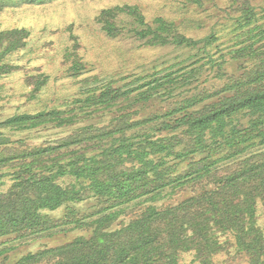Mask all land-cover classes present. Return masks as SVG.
<instances>
[{
    "label": "trees",
    "instance_id": "1",
    "mask_svg": "<svg viewBox=\"0 0 264 264\" xmlns=\"http://www.w3.org/2000/svg\"><path fill=\"white\" fill-rule=\"evenodd\" d=\"M126 10L118 7L103 12V29L109 35H117L115 20ZM127 13L139 18L144 28H136L137 35L148 38L150 45L193 47L200 43L181 34L175 22L158 18L154 24H146L138 10L129 8ZM242 18L246 22L240 20L241 27L257 19L251 7ZM28 34L18 29L0 32V63L7 53L25 46ZM258 36L264 38V28L253 37ZM210 39L213 37L207 38V45L213 43ZM235 51L238 60L256 62L245 79L227 87L237 90L234 95L223 96L214 107L196 113H190L189 108L196 106L197 99L190 100L167 120H158L159 115L135 122L122 119L119 127L93 138L99 143L111 142L97 146L98 154L89 156L81 149L70 155L60 153L63 147L81 145L80 139L73 137L60 148L21 150L3 131L34 129L49 121L60 127L71 123L73 119L61 118L60 112L21 114L1 123L0 185L8 176L6 167L19 166L20 171L15 172L12 188L0 191V257L16 246L3 247L6 243L40 233L53 236L58 224L44 211L80 202L93 192L111 211L91 222H77L78 227L93 231L89 238L82 236L30 254L19 264H180L182 253H193L201 264H215L217 255L232 250L235 257L245 256L249 264H264V232L258 225V206L264 207V158L245 156L264 146V45L250 42ZM194 73L196 70L184 80L190 81ZM166 78V83L177 80L172 75ZM157 88L150 86L148 92ZM128 94L109 83L100 97L90 96L87 102L108 108L119 105L120 97L131 100ZM134 101L136 105L140 100ZM82 130L86 139L88 134ZM130 130L135 132L129 134ZM222 151L225 154L218 157ZM226 160L231 162L219 168ZM185 163L188 169L177 174ZM68 176L76 183L62 185L59 180ZM192 186L198 188L179 204L146 206L129 223L111 230L117 208L136 199H140L138 206L155 203L169 189L175 192Z\"/></svg>",
    "mask_w": 264,
    "mask_h": 264
},
{
    "label": "rangeland",
    "instance_id": "2",
    "mask_svg": "<svg viewBox=\"0 0 264 264\" xmlns=\"http://www.w3.org/2000/svg\"><path fill=\"white\" fill-rule=\"evenodd\" d=\"M118 7L127 10L115 20L117 35H109L103 29L102 14ZM249 7L254 9L257 19L241 27L239 22H246L242 16ZM129 8L138 10L146 24H154L158 18L175 22L181 34L200 42L199 45L148 44V38L137 35L136 28L144 27L139 18L127 13ZM262 25L264 0H0V32L18 29L29 33L24 40L25 46L7 53L4 62L0 63V124L21 114L60 112L61 118H72V124L60 127L56 121H49L34 129L18 127L19 130L3 131L21 150L60 148L73 137V140L80 139L81 145L63 147L60 153L70 155L81 149L88 151L89 156L98 154L101 150L97 146L111 142L99 143L93 138L119 127L122 119L135 122L159 115L158 120H167L178 115L177 108L190 100L197 99L196 106L189 108L190 113H196L214 107L223 96L234 95L237 90L227 87L238 79H245V73L251 71L256 62L254 59L238 60L235 50L250 42L264 45V38L253 37L263 30ZM250 31L252 35L248 34ZM211 37L214 41L207 45L206 40ZM6 47L7 44L4 49ZM193 70H196L194 77L185 81L184 77ZM167 75L177 80L166 83ZM109 83L129 93L131 100L120 97L116 102L119 105L108 108L87 102L90 96L100 97ZM155 85L158 88L148 92L150 86L154 88ZM145 92L149 97L140 96ZM136 99L140 101L135 105ZM82 129L90 142L86 143ZM133 132L130 130L129 134ZM22 141L24 143H20ZM222 152L218 157L226 151ZM256 154L264 158V146L250 150L245 156ZM229 162L222 161L218 167ZM188 166L185 163L177 174L187 170ZM4 170L8 176L3 179L0 191L8 192L15 182V172L20 168L9 166ZM59 182L64 186L76 183L70 176ZM196 188L185 187L175 192L169 189L157 202L142 206H138L140 199L133 200L127 206L117 208L119 213L111 230L129 223L146 206L177 205ZM170 192L173 193L169 195ZM108 207V203L90 192L80 202L55 211L45 210L44 213L58 224V230L54 229L58 232L55 231L53 236L40 233L6 243L3 247L16 246L0 257V264H19L30 254L82 236L89 238L93 231L78 227L77 222H91L104 212H110ZM258 207V225L264 232V207L262 204ZM234 253V250L231 254L223 252L213 261L215 264H249L245 256L235 257ZM180 264L201 263L194 260L193 253H182Z\"/></svg>",
    "mask_w": 264,
    "mask_h": 264
}]
</instances>
